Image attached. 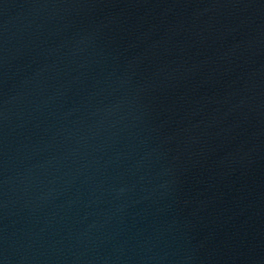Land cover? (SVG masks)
<instances>
[{
	"label": "water",
	"instance_id": "water-1",
	"mask_svg": "<svg viewBox=\"0 0 264 264\" xmlns=\"http://www.w3.org/2000/svg\"><path fill=\"white\" fill-rule=\"evenodd\" d=\"M0 264H264V0H119L0 56Z\"/></svg>",
	"mask_w": 264,
	"mask_h": 264
}]
</instances>
